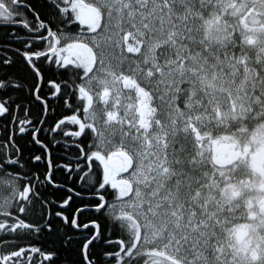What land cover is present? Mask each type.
Returning a JSON list of instances; mask_svg holds the SVG:
<instances>
[{"label": "snow or ice", "instance_id": "1", "mask_svg": "<svg viewBox=\"0 0 264 264\" xmlns=\"http://www.w3.org/2000/svg\"><path fill=\"white\" fill-rule=\"evenodd\" d=\"M0 27V264H264V0H0Z\"/></svg>", "mask_w": 264, "mask_h": 264}, {"label": "trees", "instance_id": "2", "mask_svg": "<svg viewBox=\"0 0 264 264\" xmlns=\"http://www.w3.org/2000/svg\"><path fill=\"white\" fill-rule=\"evenodd\" d=\"M9 34H10V28H7V27H0V52H2L3 50H5L8 45H7V40L9 38ZM9 55H13L12 52H9ZM16 59H19L18 57H14ZM49 119H53V117H49ZM45 128H47V125H44ZM41 138H44L46 142H49L50 140V137L51 133H48L47 135L45 133H41ZM2 138V137H0ZM57 139H60L59 137H57ZM40 145H35L34 147H32V151L35 152L36 154H40ZM49 151L53 154V157L54 159H59L60 156H63L64 155V152L60 151L59 149H57L55 147V145H52L50 148H49ZM56 176L59 178V179H63L62 177V174L60 172H57L56 173ZM55 195H60L61 193L59 192H56V190L53 188V189H50Z\"/></svg>", "mask_w": 264, "mask_h": 264}, {"label": "rangeland", "instance_id": "3", "mask_svg": "<svg viewBox=\"0 0 264 264\" xmlns=\"http://www.w3.org/2000/svg\"><path fill=\"white\" fill-rule=\"evenodd\" d=\"M4 193L2 191H0V195H3Z\"/></svg>", "mask_w": 264, "mask_h": 264}]
</instances>
